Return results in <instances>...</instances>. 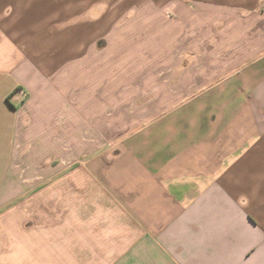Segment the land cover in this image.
Segmentation results:
<instances>
[{"label":"crops","instance_id":"obj_1","mask_svg":"<svg viewBox=\"0 0 264 264\" xmlns=\"http://www.w3.org/2000/svg\"><path fill=\"white\" fill-rule=\"evenodd\" d=\"M157 15L166 41L194 39L176 68L193 126L160 128L126 184L85 164L56 176L68 78ZM0 264H264V0H0Z\"/></svg>","mask_w":264,"mask_h":264},{"label":"rangeland","instance_id":"obj_2","mask_svg":"<svg viewBox=\"0 0 264 264\" xmlns=\"http://www.w3.org/2000/svg\"><path fill=\"white\" fill-rule=\"evenodd\" d=\"M155 20L153 31L142 29L136 39H131L133 41L125 39L122 48L116 51L109 48L103 54L90 55V69L84 85L83 78L81 81L68 78L67 90L63 95L59 93V97H64L69 106L73 104L74 109L67 116L73 123L72 126L67 124V130L72 128L67 136L56 134L62 129L58 120L66 117V113L57 112L58 105H52V131L56 134L52 165L56 166V176L70 170L64 164H85L88 170L91 165L94 170L91 173L95 175L106 172L115 175V179L126 177L122 180L126 184L132 160L146 159L145 154L154 146L159 151L162 135L155 133L160 132V128L177 132L179 127L193 126L192 98L198 89L178 87L181 72L176 68L191 59L181 51L192 49L194 39L188 36L184 44L177 39L166 41V36L157 33L160 15ZM142 36H147L146 40ZM98 46L102 49L105 43ZM145 46L152 47L150 56L139 53ZM202 58L203 63L208 55ZM67 72L71 73L70 69ZM189 74L191 76V71ZM186 82H191V77ZM84 89L86 91L80 93ZM113 183L108 185L111 187ZM127 197L123 195L121 199L128 204ZM40 203L44 211L52 205V199L46 196Z\"/></svg>","mask_w":264,"mask_h":264}]
</instances>
